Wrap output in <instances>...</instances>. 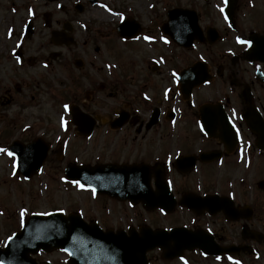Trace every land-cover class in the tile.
Listing matches in <instances>:
<instances>
[{
	"label": "flooded vegetation",
	"instance_id": "1",
	"mask_svg": "<svg viewBox=\"0 0 264 264\" xmlns=\"http://www.w3.org/2000/svg\"><path fill=\"white\" fill-rule=\"evenodd\" d=\"M200 1L168 3L149 36L164 35L161 28L170 12L178 11L180 20L188 11L196 15L182 23L192 25L197 17L198 24V31L188 28V37L205 43L185 50L166 36L173 52L156 54L150 63L142 59L143 75L131 72L122 81L105 80L102 115L92 112L98 124L91 137L74 131L73 138H57V175L79 188L66 179L70 164L140 166L146 177L92 175L91 183L108 187L105 193L87 189L90 203L82 212L87 222L104 230L183 228L197 234L187 236L194 247L182 260L166 259L156 250L149 254L150 264H257L255 258L264 251V61L256 55L259 50L264 55V0ZM72 20L57 21V30L73 35ZM198 62L207 64L209 83L182 91L179 74ZM118 119L122 125L113 129ZM83 146L100 152L96 162L71 158ZM125 183L136 187L129 201L123 198L126 191L116 187ZM251 183L257 186L254 193ZM146 197L166 205L154 208Z\"/></svg>",
	"mask_w": 264,
	"mask_h": 264
},
{
	"label": "rangeland",
	"instance_id": "2",
	"mask_svg": "<svg viewBox=\"0 0 264 264\" xmlns=\"http://www.w3.org/2000/svg\"><path fill=\"white\" fill-rule=\"evenodd\" d=\"M60 1L66 4V11H60L55 3L40 0H0V149L5 150L0 151V246L19 227L21 210H26L25 216L65 208L72 212L90 203L84 194L61 186L57 175V134L63 126L59 117L66 119V108L62 106L67 104L64 95L73 97L76 84L80 82L83 89L79 90V100H85L91 83L96 88L106 76L119 75L113 69L107 70L106 66L112 68L113 63L129 66L134 60L173 52L164 48L159 40L156 44L139 40L126 46L115 35V27L125 15V19L140 20L144 30L151 31L166 5L175 3V0H100L98 6L86 4L82 14L70 8L73 0ZM104 4L113 15L104 10ZM45 12L54 13L52 30L57 29V21L74 19L71 22L75 30L74 46L55 47L50 43L42 20ZM28 22L36 28L31 38L25 35ZM17 50L23 54L22 61L14 56ZM75 60H82L84 66L77 69ZM98 97L102 100L103 93ZM36 138L54 145L53 151L39 177L27 182L18 175L21 182L16 176L14 163L13 168L9 167L8 148L14 141L26 143ZM78 152L71 158L78 157L81 162H96L95 158L100 154L98 150H87L84 146ZM250 187L254 193L256 184L251 183ZM261 252L257 264H264V251L261 249ZM63 258V254L53 253L43 259L58 261Z\"/></svg>",
	"mask_w": 264,
	"mask_h": 264
},
{
	"label": "water",
	"instance_id": "3",
	"mask_svg": "<svg viewBox=\"0 0 264 264\" xmlns=\"http://www.w3.org/2000/svg\"><path fill=\"white\" fill-rule=\"evenodd\" d=\"M129 26L130 23H126L119 33L131 37L135 31H129ZM188 44L191 45V42ZM76 112L79 113L75 111L74 115L79 116ZM83 116L76 117L74 123H85ZM13 151L18 158L19 171L23 172L29 165L30 173L41 168L48 150L20 146ZM163 238L160 234L152 233H148L144 239L133 234L130 238L125 235L114 237L89 229L76 217L34 216L26 223L23 231L9 241L8 247L0 250V261L4 264H36L31 259L32 254L40 250L49 252L62 249L70 255V264H144L146 252L153 247L151 240Z\"/></svg>",
	"mask_w": 264,
	"mask_h": 264
},
{
	"label": "snow or ice",
	"instance_id": "4",
	"mask_svg": "<svg viewBox=\"0 0 264 264\" xmlns=\"http://www.w3.org/2000/svg\"><path fill=\"white\" fill-rule=\"evenodd\" d=\"M221 11H223V9H221ZM241 43H247V41H240ZM67 105H65V108L67 109ZM0 151H5L4 149H0ZM9 155H12V153H9ZM82 187V186H81ZM94 191V190H93ZM25 211L26 210H21L20 212V217H21V220H22V223H23V218L25 216ZM12 237H9V240H11ZM0 264H3V261H0Z\"/></svg>",
	"mask_w": 264,
	"mask_h": 264
}]
</instances>
